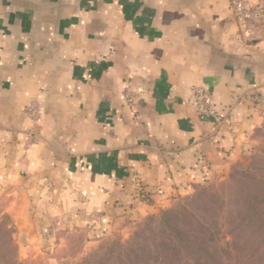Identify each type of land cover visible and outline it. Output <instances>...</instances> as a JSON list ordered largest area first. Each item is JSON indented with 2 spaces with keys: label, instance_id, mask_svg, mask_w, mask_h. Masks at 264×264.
I'll list each match as a JSON object with an SVG mask.
<instances>
[{
  "label": "crops",
  "instance_id": "1",
  "mask_svg": "<svg viewBox=\"0 0 264 264\" xmlns=\"http://www.w3.org/2000/svg\"><path fill=\"white\" fill-rule=\"evenodd\" d=\"M243 31L229 0H0V173L26 231L105 237L227 170L264 120V36Z\"/></svg>",
  "mask_w": 264,
  "mask_h": 264
},
{
  "label": "rangeland",
  "instance_id": "2",
  "mask_svg": "<svg viewBox=\"0 0 264 264\" xmlns=\"http://www.w3.org/2000/svg\"><path fill=\"white\" fill-rule=\"evenodd\" d=\"M25 144L30 146L26 140ZM263 184L264 120L227 170L164 208L101 238H90L80 231L60 232L54 223L52 231L33 230L30 235L26 231L28 222H23L21 179L13 181L0 173V264H186L189 257L183 254L178 255L177 263L166 258L163 246L173 238L170 231L174 227L217 240L219 249L227 251L220 252L225 264H264L263 245L239 242L238 251L232 245L228 248L234 239L235 218L250 196L264 188ZM252 248L259 256L241 259Z\"/></svg>",
  "mask_w": 264,
  "mask_h": 264
},
{
  "label": "trees",
  "instance_id": "3",
  "mask_svg": "<svg viewBox=\"0 0 264 264\" xmlns=\"http://www.w3.org/2000/svg\"><path fill=\"white\" fill-rule=\"evenodd\" d=\"M251 181L256 185L259 184L255 179H251ZM234 222L232 228V238L234 239L230 241L228 248L232 245L231 247L238 251L239 242L248 243L250 246L258 243L264 248V188L256 192V195L250 196ZM170 232L173 238L168 242V245L163 246L167 250L166 258H171L177 263L179 262L178 255L183 254L187 258L189 257L191 262L188 261L189 263L186 264H225L220 252L226 253L227 251L219 249L217 240H208L205 239V235L184 229L178 230L175 227ZM233 234L236 237H233ZM253 249L249 251V255L242 256L241 259H252L259 256L256 249Z\"/></svg>",
  "mask_w": 264,
  "mask_h": 264
},
{
  "label": "built area",
  "instance_id": "4",
  "mask_svg": "<svg viewBox=\"0 0 264 264\" xmlns=\"http://www.w3.org/2000/svg\"><path fill=\"white\" fill-rule=\"evenodd\" d=\"M230 11L233 17L243 27V35L248 40H258L264 36V0H230ZM123 99L128 107L133 106V96L128 86L124 88ZM191 104L201 120L212 121L217 126L222 119L217 115L211 104V93L205 87H194L191 91ZM24 114L30 123L25 133L26 142L30 145L38 140V104L33 102L25 107ZM139 193V190H138ZM142 201L148 200L144 193H140Z\"/></svg>",
  "mask_w": 264,
  "mask_h": 264
}]
</instances>
